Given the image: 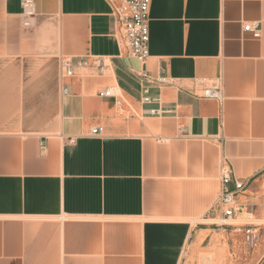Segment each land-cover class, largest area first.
Segmentation results:
<instances>
[{
    "label": "crops",
    "instance_id": "crops-1",
    "mask_svg": "<svg viewBox=\"0 0 264 264\" xmlns=\"http://www.w3.org/2000/svg\"><path fill=\"white\" fill-rule=\"evenodd\" d=\"M34 1L0 0V264H183L223 164L264 220V0H152L144 64L105 0Z\"/></svg>",
    "mask_w": 264,
    "mask_h": 264
},
{
    "label": "built area",
    "instance_id": "built-area-1",
    "mask_svg": "<svg viewBox=\"0 0 264 264\" xmlns=\"http://www.w3.org/2000/svg\"><path fill=\"white\" fill-rule=\"evenodd\" d=\"M111 7L112 16L116 17L119 25L121 38L124 40L130 54L142 64L146 63L150 54V26L149 16L152 6V0H105ZM23 26L29 28L32 26L33 20L37 15L36 3L34 0H21ZM244 31L251 34L255 39H260L262 36L259 23H248L244 26ZM81 66H86V62L80 63ZM62 69L65 70L66 76H72V66L67 59L61 62ZM105 64L99 62L98 69L101 73L105 70ZM141 78L147 84H167L165 77H153L147 71L141 74ZM204 83V81L202 82ZM113 89L99 93L101 98L114 97ZM203 97L223 101V92L218 84H213L205 88ZM143 103L160 104V98L146 96L143 98ZM151 114L162 115L160 109H152ZM103 128L98 127L93 129L92 135H101ZM45 150V146L41 147ZM221 191L217 198L214 207L211 210V216L205 218L203 222L209 223L216 228L221 229H244L248 233V241L254 245L255 236L253 235L252 214L247 213L245 220L238 219V215L242 211L238 207L237 198L245 190L246 183L237 179L233 175L232 169L228 165H221L220 168Z\"/></svg>",
    "mask_w": 264,
    "mask_h": 264
},
{
    "label": "rangeland",
    "instance_id": "rangeland-1",
    "mask_svg": "<svg viewBox=\"0 0 264 264\" xmlns=\"http://www.w3.org/2000/svg\"><path fill=\"white\" fill-rule=\"evenodd\" d=\"M254 222V245L244 227L223 231L204 222L201 228L212 230L210 236L201 240L197 250H186L183 264H264V220Z\"/></svg>",
    "mask_w": 264,
    "mask_h": 264
},
{
    "label": "bare ground",
    "instance_id": "bare-ground-1",
    "mask_svg": "<svg viewBox=\"0 0 264 264\" xmlns=\"http://www.w3.org/2000/svg\"><path fill=\"white\" fill-rule=\"evenodd\" d=\"M255 239H256V237H255Z\"/></svg>",
    "mask_w": 264,
    "mask_h": 264
}]
</instances>
